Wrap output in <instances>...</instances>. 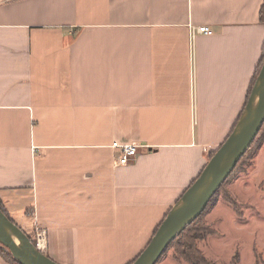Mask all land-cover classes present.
Instances as JSON below:
<instances>
[{"label": "crops", "instance_id": "0c3cea01", "mask_svg": "<svg viewBox=\"0 0 264 264\" xmlns=\"http://www.w3.org/2000/svg\"><path fill=\"white\" fill-rule=\"evenodd\" d=\"M263 3L0 0V201L26 234L46 231L53 261L144 252L243 116ZM203 25L213 35L193 41ZM256 158L264 169V144Z\"/></svg>", "mask_w": 264, "mask_h": 264}, {"label": "water", "instance_id": "95a60500", "mask_svg": "<svg viewBox=\"0 0 264 264\" xmlns=\"http://www.w3.org/2000/svg\"><path fill=\"white\" fill-rule=\"evenodd\" d=\"M255 82L236 130L211 157L201 176L164 219L147 248L133 264H158L168 246L205 212L211 199L252 147L264 125V64ZM0 246L19 264H57L41 252L23 229L1 209Z\"/></svg>", "mask_w": 264, "mask_h": 264}, {"label": "rangeland", "instance_id": "374dc122", "mask_svg": "<svg viewBox=\"0 0 264 264\" xmlns=\"http://www.w3.org/2000/svg\"><path fill=\"white\" fill-rule=\"evenodd\" d=\"M255 158L256 155H253L240 166L233 178L225 184L223 192L220 191L217 197L222 202L211 212L218 213L208 217L212 225L210 227L218 235L204 240L206 243H201V249L214 264H230L237 254L240 257L239 264H264V169L260 170ZM226 197L235 200L241 217L232 205L223 200ZM26 235L36 242L35 231ZM167 252L160 259L161 262L168 259L170 252L174 254L173 250ZM167 261L165 264H175L174 260Z\"/></svg>", "mask_w": 264, "mask_h": 264}, {"label": "trees", "instance_id": "16d2710c", "mask_svg": "<svg viewBox=\"0 0 264 264\" xmlns=\"http://www.w3.org/2000/svg\"><path fill=\"white\" fill-rule=\"evenodd\" d=\"M262 6L263 7H262V10L260 13V21L262 22V24H264V3ZM263 64H264V55H263V58H262L260 65H259L260 67L258 68V70L254 76V79L252 81L253 83H252V86H251V89H250V92L248 95L249 98H248L247 104L251 98L250 95H251L252 89L255 86V83H256L255 81H256L257 77L259 76V74L263 68ZM262 127L263 128H262L261 132L259 133V135L257 136V138L254 140L252 147L242 157V159L238 163V166L233 171V174L226 180L224 185L221 187V190H220L221 193L223 192V188H224L225 184H227V182H229V180L231 178H233V176L238 171V168H240V166L244 165V163L249 161L253 157V155L254 156L257 155V153L261 149L262 145L264 144V125ZM220 191L211 199V201L209 202V206L205 210V212L201 216L196 218L194 223L191 224L190 226H188L185 230H183L179 234V236L168 246L167 251L168 252H170L172 250L174 251V256H175V259L177 260V262L182 261V262H185L187 264H214L211 260H208L206 258V256L204 255L203 251L200 249L198 244H199V242L206 240L210 236L218 235L217 232L210 227L211 225L208 224V222L206 221L205 218L209 214L211 209H213L217 205L216 204L218 202L217 197L220 194ZM223 200H225L227 203L232 205L235 212L237 213V215L241 217L240 211L238 210V204L235 203L234 199L226 197V198H223ZM0 209L3 210L6 213V215L8 216L7 211L4 209V206L2 205L1 201H0ZM12 221H14V220H12ZM160 226L156 229V231L154 232V235L156 234V232L158 231ZM0 255H2L4 260L9 264H19L15 260V258H13V256L10 255L8 253V251L5 250L2 246H0ZM164 256H165V254H164ZM239 259H240V257L237 254L231 260L230 264H239L238 263Z\"/></svg>", "mask_w": 264, "mask_h": 264}, {"label": "built area", "instance_id": "2783aa9c", "mask_svg": "<svg viewBox=\"0 0 264 264\" xmlns=\"http://www.w3.org/2000/svg\"><path fill=\"white\" fill-rule=\"evenodd\" d=\"M197 35H207V36H212L213 35V31L211 30L210 27L203 25V27H195L192 26L191 27V38L196 39ZM140 148V145H136V144H131V145H126V146H122L120 149L121 154L119 155L117 161L119 163V165L121 166H126V165H130L133 160L135 159V157L138 155V150ZM35 245L36 247L41 251L44 252V249L47 246V233L46 231L43 229H37L35 232ZM42 247L44 249H42Z\"/></svg>", "mask_w": 264, "mask_h": 264}, {"label": "bare ground", "instance_id": "6f19581e", "mask_svg": "<svg viewBox=\"0 0 264 264\" xmlns=\"http://www.w3.org/2000/svg\"><path fill=\"white\" fill-rule=\"evenodd\" d=\"M42 249H44V248L42 247Z\"/></svg>", "mask_w": 264, "mask_h": 264}]
</instances>
